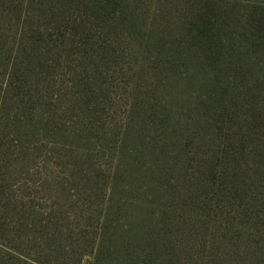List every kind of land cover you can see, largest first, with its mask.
<instances>
[{
  "label": "trees",
  "instance_id": "16d2710c",
  "mask_svg": "<svg viewBox=\"0 0 264 264\" xmlns=\"http://www.w3.org/2000/svg\"><path fill=\"white\" fill-rule=\"evenodd\" d=\"M150 16L163 19V30L146 25ZM10 20L22 41L9 49L3 30ZM92 23L105 26L102 38L81 31ZM123 40L142 44L140 59H146L150 78L147 85L123 80L131 100L129 118L121 129L113 126L102 133L106 75L114 67L121 77L131 70L126 63L117 66L122 56L116 44ZM66 43L64 60L75 61L85 95L99 96L103 104L84 112L82 149L93 147L96 139L95 146L111 149L112 159L105 178H82L79 184L81 189L93 186L94 200L78 210L87 214L84 228L90 232L73 238L75 246L83 247L75 263L64 261L70 227L24 217L21 225L39 237L29 253L0 245V264H81L85 255L87 264H264L260 1L0 0L2 192L7 160L20 163L21 147L32 150L44 131L37 115L50 118L39 87L56 75ZM133 106L138 107L136 121L129 116ZM7 128L15 133L12 139L3 131ZM70 165L80 174L76 182L87 168L101 172L89 156L83 164ZM49 226L53 233L40 229Z\"/></svg>",
  "mask_w": 264,
  "mask_h": 264
},
{
  "label": "rangeland",
  "instance_id": "374dc122",
  "mask_svg": "<svg viewBox=\"0 0 264 264\" xmlns=\"http://www.w3.org/2000/svg\"><path fill=\"white\" fill-rule=\"evenodd\" d=\"M259 1L264 8V0ZM145 23L147 26L152 23L157 25L159 30H163V19L158 22L150 16ZM4 28L3 38L7 48L10 49L19 41H22L20 29L13 24L12 20ZM104 28L103 25L98 26L92 23L85 27V30L81 29V31L87 37L99 36L102 38L105 32L103 31ZM139 45L142 44L129 40H123V43L116 44L118 49L115 52L122 56L117 61V66L126 63L125 67L131 68V70L127 72V77H121L123 72H117L116 67H114L106 75L107 83L102 85L105 108L100 118L104 122L100 129L102 133H106L113 126H118V129H121L128 117V103H131V100L125 94L122 85L123 80L128 79L132 84H135L136 80L139 79L141 83L145 82L147 85L148 78H150L146 69L147 65H145L146 59H140V49L142 47H139ZM60 48L65 51H63L61 61L59 60L61 66L58 68L56 75L50 76L49 83L44 81L41 83L42 86L39 87V90L45 94L42 106L48 105L50 107L48 112L50 118H47V120H44L46 117L37 115L40 120L38 121L39 127L44 130L38 134L40 141L29 152L24 149L25 146L21 147L20 163L13 164L12 161L16 159H8L4 168L3 192L0 191V242H2L0 245L5 251L12 245L17 250L30 252L31 243L34 239H37L36 237H39V233L33 231L32 227L21 225V222H26V220H23L24 217L30 220L35 218L37 222L41 220V222L45 221L47 223H61L73 230L71 239L67 238V241L64 242V245L67 246L64 247V251H67L64 261L69 260L75 263L79 259L83 247L75 246L73 238L90 232V229L84 228L87 214L78 210H82L81 205L84 202H86L84 205H89L94 200V198H90L93 186L87 183L81 189L79 184L84 183L82 178L84 180L90 178L91 181H93L92 178L96 179V176L105 178L106 168L109 166L113 154L111 149L105 145V150L103 147L98 148L95 146V144H98L96 139L92 141L93 147L88 150L82 149V146H84L82 140L86 137L81 135L84 134L87 127L84 112L97 105L102 107L103 104L100 103L99 96L91 98L88 94L85 95L86 86L79 83V78L76 79L75 61H69L71 60L70 56L68 61L64 60L67 57L66 52L69 50V43ZM135 72L137 74L134 76ZM48 86H51L49 91H47ZM42 93L37 92L36 96ZM132 93L136 96L135 89ZM38 108L36 107V110ZM137 108L133 106V110L129 114L134 121L137 119ZM33 115L35 116V114ZM3 131L7 133L9 139L15 136L12 128ZM107 139H110L108 135ZM116 140H118L117 136L113 145L116 144ZM87 143L89 144L88 139ZM36 150H39V153H36ZM26 153L28 155L23 158ZM87 155L93 160L95 168L101 170L100 175H96L95 171L87 168V173L84 171L85 174H82L80 182H76L80 174L79 172H73L74 168L71 169L70 164L75 165L76 162L83 164L84 159L88 157ZM75 188L77 191H75ZM99 192H103L102 187L97 190V193ZM79 196L84 201L81 200L75 203L74 201ZM23 210H25V216L20 215ZM32 213L35 214L31 218ZM40 229L44 233L46 231L53 233L54 231L51 226L41 227ZM4 235L8 236L7 239L4 238ZM240 246L243 249V242L240 243ZM218 249L220 248L218 247ZM223 249L226 254V248L223 247ZM232 252L234 251H230V253ZM88 260V256H83L81 264H87Z\"/></svg>",
  "mask_w": 264,
  "mask_h": 264
}]
</instances>
